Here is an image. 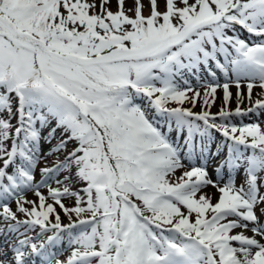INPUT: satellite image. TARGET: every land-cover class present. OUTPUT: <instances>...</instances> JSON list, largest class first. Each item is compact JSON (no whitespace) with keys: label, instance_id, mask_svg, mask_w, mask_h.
I'll list each match as a JSON object with an SVG mask.
<instances>
[{"label":"snow or ice","instance_id":"6c2138e0","mask_svg":"<svg viewBox=\"0 0 264 264\" xmlns=\"http://www.w3.org/2000/svg\"><path fill=\"white\" fill-rule=\"evenodd\" d=\"M262 117L264 0H0V264H264Z\"/></svg>","mask_w":264,"mask_h":264},{"label":"rangeland","instance_id":"374dc122","mask_svg":"<svg viewBox=\"0 0 264 264\" xmlns=\"http://www.w3.org/2000/svg\"><path fill=\"white\" fill-rule=\"evenodd\" d=\"M142 2L143 3H145V5H147V0H142ZM131 3H132V0H126V7L127 6H130L131 5ZM145 14L147 15V7L145 8ZM215 109H213V111H214ZM252 118V119H251ZM262 118H264V117H262ZM255 119H257L256 117H249L248 119H247V121H245V122H251L252 120H255ZM161 122V121H160ZM207 191H209V192H214L215 190L214 189H208Z\"/></svg>","mask_w":264,"mask_h":264},{"label":"bare ground","instance_id":"6f19581e","mask_svg":"<svg viewBox=\"0 0 264 264\" xmlns=\"http://www.w3.org/2000/svg\"><path fill=\"white\" fill-rule=\"evenodd\" d=\"M215 111V110H214Z\"/></svg>","mask_w":264,"mask_h":264}]
</instances>
